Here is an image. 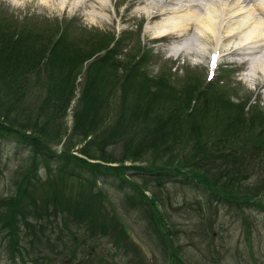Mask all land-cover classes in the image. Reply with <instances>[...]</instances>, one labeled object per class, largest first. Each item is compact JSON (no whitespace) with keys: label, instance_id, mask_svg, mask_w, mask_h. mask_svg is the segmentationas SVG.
Masks as SVG:
<instances>
[{"label":"trees","instance_id":"obj_1","mask_svg":"<svg viewBox=\"0 0 264 264\" xmlns=\"http://www.w3.org/2000/svg\"><path fill=\"white\" fill-rule=\"evenodd\" d=\"M2 19L0 16L1 23ZM12 20L11 25L0 23V139L14 133L31 148L29 164L16 181V190L12 196L2 198L3 205L8 207L4 210V223L9 228L8 243L12 250L22 253L17 238L21 237L23 225H18V220L12 218L27 213L37 216L35 220L39 222L44 220V214L52 213L51 221L46 219L37 223L32 218L23 219L28 228L24 240L35 251L47 248L54 251L62 239V226L67 233L60 246L66 251L70 247V256H76L78 245L88 242L85 237L89 234L91 239L109 235L125 254L134 248L128 244L121 223L113 218L105 220L101 215L100 204L105 201V196L97 185V177L108 171L119 175L120 188L128 187L140 196L139 200H134L140 208H153L157 203L144 193L145 188L126 178L127 168L142 175L174 178L188 186H196L220 203L236 199L241 205L261 206L264 167H258L255 158L257 155L264 157L261 156L264 155V111L254 113L255 107L245 110L247 101L225 99L228 84L220 87V106L214 102L218 107L215 118L220 122L227 118L220 134H216L209 130V122L203 115L201 120L195 118V113L211 107L206 94L216 88L213 81L205 83L203 79L202 86L192 77L186 82L180 79L171 82L164 74L150 76L143 70L147 61L144 51L140 56L137 53L125 60L116 57L121 51V43L113 34L104 32L97 40H91L87 51L80 43L70 41L67 27L60 33L59 26L54 32L46 27L41 31L26 27L16 30L14 26L20 25L16 18ZM56 32L58 34H54ZM101 52L104 53L100 55ZM87 60L90 61L77 101L74 132L67 133V127L61 121L75 90V80ZM134 90L139 91L138 98L127 103L129 93ZM33 91L38 93L32 100ZM193 100L198 103L191 104ZM117 103L119 107L114 109ZM246 120L248 130L243 129ZM27 130L30 133H26ZM75 134L81 137L74 139ZM40 137L52 142H44ZM58 143L62 144V150L55 152L52 147ZM77 143L83 144L80 153L102 163H90L72 153L70 149ZM119 144L122 153L117 155L113 147ZM97 145L101 151L98 155L93 151ZM184 151L187 152L184 154ZM95 155L98 158L93 157ZM226 157L235 167H227L225 162L218 164ZM144 158H150L146 165H124L126 160L134 163ZM50 160L54 167H50ZM110 162L118 165H106ZM40 164L45 167V180L35 177ZM232 170L235 173L232 174ZM84 171H89V175H83ZM253 174H257L256 191L239 195L234 182ZM146 210L144 217L153 231L156 245L170 259L178 258L170 228L163 227V221L157 222V211L152 210L148 217ZM70 223L76 225L77 230L72 231ZM55 230L59 236L52 240L50 234ZM79 238L83 239L81 243ZM62 253L58 250L52 261L59 260ZM100 259L96 258L95 262L100 264ZM137 260L138 264H149L142 258Z\"/></svg>","mask_w":264,"mask_h":264},{"label":"rangeland","instance_id":"obj_2","mask_svg":"<svg viewBox=\"0 0 264 264\" xmlns=\"http://www.w3.org/2000/svg\"><path fill=\"white\" fill-rule=\"evenodd\" d=\"M201 2L204 1L202 0ZM128 3V0H120L117 5L112 4L109 6V16L114 23V26L111 28L115 31L110 30L109 25L88 23L83 17H78L76 12L68 10L61 12L58 9L55 11L52 7L44 5L41 0H0V16L4 18L2 19L3 23H0L4 26L11 25L12 21H14L12 18H16L20 25L14 26L16 30L22 27L23 29L28 28L34 31H41L46 27L47 29L51 28L52 32H54L56 26H59V33L60 31L62 32L64 27H67V36L70 41L80 43L83 49L87 51L89 50L88 43L91 40H97L102 33L113 34L115 37L119 35L121 51L116 55L117 58L125 60L127 57L137 53L140 56V53L144 51L147 61L145 60L146 66L143 70L153 77L164 74L171 82H174L176 79L186 82L192 77V79L196 78L197 82L203 86V79L205 82L207 81L205 75L214 70V74H216L213 83L217 84V86L213 92L206 94L211 107L208 110L204 109L200 113H195L196 119L201 120V115H203L204 119L209 122V130L213 133L220 134L221 128L224 127L223 125L227 121V118H222L221 122L215 118L216 108L218 107L214 105V102L219 106L221 104V86L229 85L225 93V99L230 98L234 102L247 101L245 110L248 107H255L258 110L252 109V112L264 111V61L260 65L256 61L258 55L264 58V45L259 46L258 43L248 44L252 45L253 48H247L248 45L246 44L245 47L241 46L242 48H238L239 44L237 43L242 41L244 35H246V31H240L241 33L237 34L239 37L235 35L232 40V37L227 38V31L219 27L215 34L207 33V37H210L211 40L210 38L202 39L200 31H185L182 32V35H180V31H172L158 36L156 35L157 31H145L147 19L141 18L139 14L134 12V9L138 7L137 4L128 5ZM122 14L123 19H120ZM244 15L245 13L242 14V16ZM246 15L249 14L246 13ZM256 18L262 20L259 14L256 15ZM155 21L150 22L154 23ZM58 32L54 34H58ZM223 33L226 34L224 35ZM222 36L224 38L221 40ZM214 38L215 43H224V48H221L216 53L217 57H212V53H210L215 48L213 46ZM228 41L229 43H227ZM193 42L196 46L195 48L201 50L200 52L198 50L196 53H191L192 49H190V45ZM113 43L114 41L110 44L111 47ZM258 46L259 48H257ZM115 48L119 50V47L116 46ZM205 48L208 51L206 50L205 52ZM104 52L99 54L101 55ZM250 52L251 55L249 54ZM204 55L205 57H203ZM90 60L83 63L81 74L75 80V90L66 109V114L63 115V121H61L65 123L67 133L74 132L72 128L77 121V101L81 96V86L84 83L83 78L86 73L85 68ZM220 71H224L225 73L221 74L219 73ZM138 92V90L130 92L127 103L135 101L138 98ZM37 93L33 91L32 100L36 97L35 94ZM181 93L183 94V92ZM194 103L198 102L191 101V104ZM118 107L117 103L114 109ZM59 110H61V107ZM48 120L51 124L52 119L50 120L49 117ZM248 124V120H246L243 129L248 130ZM29 131L27 130L26 133H30ZM2 137L0 139V264H97L96 262L91 263L90 259L96 256L100 250L103 252L100 259L103 264H138V258H142L149 264H264V192H262L259 199L261 206H250L251 204L241 205L236 199H227V202L221 201L220 203L196 186H188L187 184L178 182L174 178L165 180V177L157 178L140 173L134 175L131 168L125 169L124 175L126 178L129 181H136L141 187L145 188L146 195L152 197L156 201L157 206L153 208H140L136 204H133V206L128 204L127 199L139 200L140 196L136 195L128 187L120 188L118 180L115 179L116 175L113 172L98 174V182H103V184L100 186L97 183V185L100 186L105 196V201H102L100 204L101 215H104L105 220L113 218L114 221H119L126 231L128 244L134 245L136 249L130 248L125 254L121 247L112 242L110 236L104 234L100 235L97 239H91L89 234L85 237L88 242L78 245L76 256H70V247L66 251L65 249L62 250L60 246L66 240L65 234L67 233L64 226H62L64 230L60 236L62 239L54 251L53 248L52 251L48 248L46 250L37 249L35 251L31 249V244L27 240H24L25 232L28 231V228L23 219L28 218V221L29 218H32L35 220L37 216L34 217L31 213H27L18 215L17 218H12V220H18V225L23 224L20 227L22 230L21 237L17 238L21 242L22 253L12 250L8 243L10 236L8 235L9 228L4 223V217H6L4 210H7L8 207L3 205L2 198L12 196L16 190V181L21 177L24 172L23 170L29 164L31 156L29 151H31V148L22 143L18 135L14 133L5 134ZM78 137L81 136L78 134L74 135V139H78ZM40 139L47 143L52 142L51 139L46 140L41 137ZM61 145L60 143L54 144L52 148L55 152H59L62 150ZM82 145L79 143L75 144L70 149L71 152L83 157L90 163L102 162L98 159L88 158L86 155L80 153L79 150ZM113 148H116L115 152L117 155L122 153L121 144ZM98 149H100L99 145L93 150L97 155L101 152ZM186 152L184 151V154ZM254 152L256 153V150ZM97 155L93 157L98 158ZM257 156L255 159L259 162L258 167H264V157ZM149 161L150 158H144L134 163L130 160H126L124 163L128 165H146V162L149 163ZM223 162L226 163L227 167H235L233 162L227 157L223 158L222 161H218V164L222 165ZM112 164L115 165L117 163L113 162ZM50 167H54L52 160H50ZM37 173L35 175L36 178L39 176L42 180H45L46 172L44 165H39ZM82 173L86 176L89 175V171ZM231 173L233 174L235 171L232 170ZM226 177L229 178L228 175ZM256 177L257 174L250 175V177L238 178L234 182L236 184L235 191L239 195L255 192ZM35 194L37 195L38 192H35ZM142 209L143 211H141ZM145 209H148L146 210V214H149L148 217L152 210L157 211V222L162 223L163 221V227L170 228L169 233L171 238L175 240V250L178 258L170 259L156 245V238L153 237L152 230L148 227V220L144 217ZM43 217V221L46 219L51 221L52 213H49V215L44 214ZM58 218L61 219L62 216L58 215ZM36 222L41 223L39 221ZM69 227L72 231L77 230V226L74 224L70 223ZM47 233L50 232L47 231ZM50 235L52 240L54 238L57 239L59 236L58 230H55ZM81 239L79 238L80 243L83 240ZM91 247L92 249L90 250ZM58 250L63 252L62 257L59 260L52 261V258L57 257L56 253ZM87 251H92V253L88 256ZM97 256H100V254ZM175 259H180V262H175Z\"/></svg>","mask_w":264,"mask_h":264},{"label":"bare ground","instance_id":"obj_3","mask_svg":"<svg viewBox=\"0 0 264 264\" xmlns=\"http://www.w3.org/2000/svg\"><path fill=\"white\" fill-rule=\"evenodd\" d=\"M128 1V5L137 4L138 7L134 9V12L139 14L141 18L147 19L145 31H157L158 33L156 35L158 36L165 35V33L167 34L168 32L172 31H180V35H182V32L185 31H200V37L202 39H209L210 37H207V33L215 34L217 28L219 27L222 28V30L227 31V38L232 37V40L235 35L238 36L237 34H239L240 31H246V35H244L242 41L240 43H237L239 44L237 46L238 48H242L241 46L245 47L246 44L248 45L258 43L259 46L264 45V1L262 0H203L204 2H201V0ZM41 2L44 5L52 7L55 11L58 9L61 12L63 10L76 12L78 14V17H83L87 20L88 23H100L104 26L109 25V29L115 31L113 28H111L114 26V23L109 16V6L112 4L117 5L120 0H41ZM243 13H245L244 16H242ZM246 13H248L249 15H246ZM257 14L260 15V18H262V20H258L256 18ZM120 19H123V14L121 15ZM153 20L156 21L154 23L150 22ZM223 34L225 35L226 33ZM223 38L224 36H222L221 40ZM227 43H229V41ZM213 46L215 47L213 51H218L221 48H224V43H215L214 38ZM259 46L257 48H259ZM195 47L196 46L193 42L190 45V49H192L191 53H196V51L199 50ZM250 47L253 48L252 45H248L247 48ZM206 50L207 49L205 48L204 51L206 52ZM200 51L201 50H199V52ZM213 51L211 50L210 52H212L214 56L215 53ZM249 54L251 55V52ZM203 57H205V55ZM256 61L258 65H260L262 61H264V58L261 55H258Z\"/></svg>","mask_w":264,"mask_h":264}]
</instances>
